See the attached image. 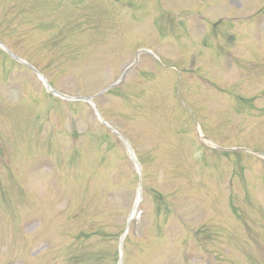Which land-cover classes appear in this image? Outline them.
I'll list each match as a JSON object with an SVG mask.
<instances>
[{"label":"rangeland","instance_id":"1","mask_svg":"<svg viewBox=\"0 0 264 264\" xmlns=\"http://www.w3.org/2000/svg\"><path fill=\"white\" fill-rule=\"evenodd\" d=\"M254 1L207 0L191 14L198 0H0V42L8 50L0 51V256L18 255L20 264H115L128 224L122 264H210L209 250L192 243V228L211 233L214 264H220L218 247L228 251L222 264H264V163L252 157L264 155V45L223 78L207 71L206 62L217 59H192L191 39L174 37L176 24H186L184 34L200 32L208 15L246 2L250 9ZM233 57L226 50L224 65ZM128 64L123 91L98 95ZM28 65L62 93L96 94L133 142L148 187L139 224L131 225L133 162L116 143L111 148V137L96 135L90 107L46 99ZM216 81L251 100L233 112H214L235 99L209 92ZM44 113L58 135L38 117ZM204 124L224 145L252 147L233 155L245 172L231 175L234 163L218 154L193 157L203 147L193 128L218 143ZM69 133L79 134L73 153ZM105 149L112 150L107 159Z\"/></svg>","mask_w":264,"mask_h":264}]
</instances>
